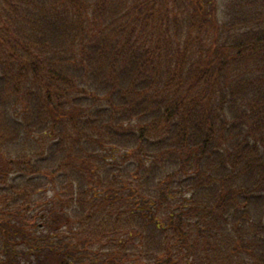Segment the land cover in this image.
<instances>
[{"label":"trees","instance_id":"obj_1","mask_svg":"<svg viewBox=\"0 0 264 264\" xmlns=\"http://www.w3.org/2000/svg\"><path fill=\"white\" fill-rule=\"evenodd\" d=\"M0 264H264V0H0Z\"/></svg>","mask_w":264,"mask_h":264}]
</instances>
